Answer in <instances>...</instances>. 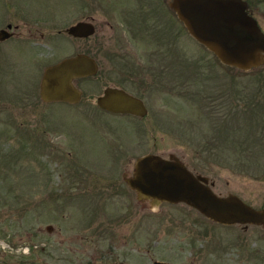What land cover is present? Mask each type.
Returning a JSON list of instances; mask_svg holds the SVG:
<instances>
[{"label": "rangeland", "instance_id": "rangeland-1", "mask_svg": "<svg viewBox=\"0 0 264 264\" xmlns=\"http://www.w3.org/2000/svg\"><path fill=\"white\" fill-rule=\"evenodd\" d=\"M250 1L264 27V0ZM99 2L0 0V26L44 16L53 29L64 30L84 18L85 4L96 22L101 19ZM98 37L96 31L74 38L69 48L57 33V59L89 51L100 63L97 75L76 81L82 90L76 103L43 101L39 74L0 75V264H190L201 238L216 247L232 241L235 251L237 232L252 250L259 248V257L244 252V263L264 264L261 225H223L183 202L151 205L123 180L136 156L175 154L206 175L217 193L234 192L264 206V62L249 69L229 66L227 83L224 64L186 29L184 90L170 87L164 116H154L164 102L159 93L149 98L146 117L114 114L95 100L105 85ZM227 87L234 104L230 118L216 114L217 100L211 101ZM218 101L224 103L223 96Z\"/></svg>", "mask_w": 264, "mask_h": 264}, {"label": "flooded vegetation", "instance_id": "flooded-vegetation-1", "mask_svg": "<svg viewBox=\"0 0 264 264\" xmlns=\"http://www.w3.org/2000/svg\"><path fill=\"white\" fill-rule=\"evenodd\" d=\"M169 1L100 0L99 4L102 6L103 14L102 18L97 22L94 19L95 16L89 11V5L85 4L83 7L84 18L78 20L90 21L94 25V31L85 36H74L66 30L67 26L78 20L68 24L64 27V30L53 29L50 20L44 16H41V18L45 19H25L22 23H14L11 20L5 21L0 26V75L12 78L19 76L22 79L27 75V77L34 79L39 74L40 82L45 67L65 57L62 56L57 59L56 56V37L58 32L67 38L66 43L71 48L74 38L88 39L90 35L98 31L101 50L100 62L102 64L100 77L105 83L104 87L112 85L125 89L139 97L147 109L144 115L127 112H108L146 117L150 112L149 98L154 93H159L164 102L161 109L154 110V116L162 117L168 108L167 99L170 87L173 88L176 85L182 91L185 84L184 36L186 26L176 11L170 7ZM247 11L257 19L259 26L264 30L256 16V7L250 0H247ZM42 45L45 46L44 49ZM77 52H85L93 56L98 63V70L95 74L79 78L97 75L100 69V63L97 58L89 51ZM221 63L225 66V68L223 67L226 78L224 81L228 83L232 79L229 66L233 65ZM215 73L217 78L223 81V75L217 69ZM79 78L75 79V83ZM221 96H223L224 100L222 104L221 101H218V97ZM211 101H215L214 107L216 109H214L217 112L216 114L220 116L226 114L229 118L232 116L234 104L228 87L225 92L221 90L219 96H213ZM222 107H225V111L221 110ZM226 111L230 113H226ZM127 174L129 173L123 175L125 183L124 176ZM208 182L211 186L213 185V182L209 181V179ZM241 224L246 228L251 223ZM235 235L238 236L232 239L235 251L230 249L232 241L230 243L226 241L228 244L219 241L216 247V245L205 243L206 239L201 238V241L198 242L200 246H198V243L193 244L190 264H232L234 259L237 260L235 262L246 264L247 262L244 263L246 260H244L245 255L243 253L246 252L248 254L253 248H250L247 243L249 240L247 237L245 238L242 232H237ZM252 251L253 254L257 251L259 257V248Z\"/></svg>", "mask_w": 264, "mask_h": 264}, {"label": "water", "instance_id": "water-1", "mask_svg": "<svg viewBox=\"0 0 264 264\" xmlns=\"http://www.w3.org/2000/svg\"><path fill=\"white\" fill-rule=\"evenodd\" d=\"M169 5L187 31L221 62L240 69L264 62V30L247 11V0H170ZM66 30L74 36H85L94 31V25L78 20ZM97 70L95 58L85 52L65 56L45 67L39 82L40 98L45 102H78L82 90L75 79L93 75ZM95 100L99 108L110 112L144 115L147 111L139 97L117 86H105ZM124 179L137 199L148 200L151 205L183 202L219 223H251L264 228V206H254L234 192L217 193L206 175L194 173L175 154H141ZM51 227L47 225V229ZM153 264L172 263L154 259Z\"/></svg>", "mask_w": 264, "mask_h": 264}]
</instances>
